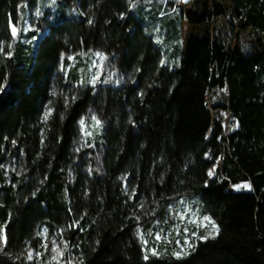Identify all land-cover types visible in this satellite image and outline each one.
I'll return each mask as SVG.
<instances>
[{"label":"trees","instance_id":"trees-1","mask_svg":"<svg viewBox=\"0 0 264 264\" xmlns=\"http://www.w3.org/2000/svg\"><path fill=\"white\" fill-rule=\"evenodd\" d=\"M197 2L185 14L172 0H56L32 45L23 24L37 0H0V264H124L106 255L141 249L144 264H264V48L245 55L196 35L183 46L184 19L225 13ZM233 8L264 33V0ZM92 53L94 84L82 70ZM210 88L228 90L216 107L238 123L227 138L212 128ZM93 118L101 134L79 144L80 120ZM242 183L251 189L230 190ZM185 199L218 230L177 257V238L155 236Z\"/></svg>","mask_w":264,"mask_h":264},{"label":"rangeland","instance_id":"rangeland-1","mask_svg":"<svg viewBox=\"0 0 264 264\" xmlns=\"http://www.w3.org/2000/svg\"><path fill=\"white\" fill-rule=\"evenodd\" d=\"M74 2V0H72ZM178 7H181L185 14L188 12L199 13L203 4H199L197 0H172ZM213 0H210V2ZM220 3L225 13L222 17L213 19L212 23L203 26H191L184 19L182 22V45L185 46L188 39L192 35L208 36L217 40L219 43L225 45L227 49L238 47L245 55L261 52L264 48V33H260L252 28L243 29L239 20L234 17L233 0H215ZM56 0H37V3L27 9L25 21L23 24V32L27 36L24 40L27 44L34 45L36 37H28L29 33L36 29L39 19L43 16L47 9H54ZM76 9L75 5H72ZM16 33L17 29L12 28ZM155 39H159L158 34L154 33ZM4 50L3 43L0 44V53ZM72 67L77 62L76 57H71ZM102 57L98 54H89L86 65L83 66L84 75L94 84L97 80L100 71ZM229 101V94L227 88H210L206 94V105L211 111L212 128L217 124L221 125L222 135L229 134L238 129V123L235 118L222 108L216 109L217 106L227 105ZM79 144L86 140L93 139L101 134V125L97 119L93 118L90 129L86 127L83 119L79 122ZM220 167L219 161L210 169L209 177H215L217 168ZM211 173V175H210ZM248 185L247 188L243 187ZM250 185L247 183L238 184L230 187L232 191H249ZM174 223L172 225H165L159 229L155 236L162 245H169L173 238H177L176 245L178 248H173L172 252L179 257L191 249V239L198 235L200 230L207 234L216 233L218 230L214 221L204 212L202 203L197 199H185L177 203L173 207ZM144 244L146 241L143 238ZM179 249V250H178ZM152 253L156 252V248L151 249ZM117 256L121 258L124 264H144L147 260L146 249L138 251L121 250L110 252L106 257Z\"/></svg>","mask_w":264,"mask_h":264},{"label":"built area","instance_id":"built-area-1","mask_svg":"<svg viewBox=\"0 0 264 264\" xmlns=\"http://www.w3.org/2000/svg\"><path fill=\"white\" fill-rule=\"evenodd\" d=\"M228 135L229 134H225L224 136L227 138ZM223 149H224V152H225V150L228 149V143L227 142L223 145ZM222 161H223V159L219 160L220 165H222Z\"/></svg>","mask_w":264,"mask_h":264},{"label":"snow or ice","instance_id":"snow-or-ice-1","mask_svg":"<svg viewBox=\"0 0 264 264\" xmlns=\"http://www.w3.org/2000/svg\"><path fill=\"white\" fill-rule=\"evenodd\" d=\"M210 175H211V173H210ZM243 187L247 188V187H248V185H244Z\"/></svg>","mask_w":264,"mask_h":264}]
</instances>
